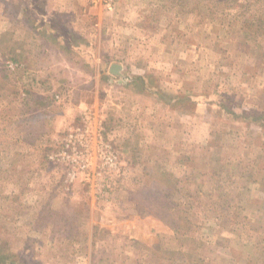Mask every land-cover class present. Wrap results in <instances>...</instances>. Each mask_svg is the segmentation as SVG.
<instances>
[{
    "label": "rangeland",
    "instance_id": "obj_1",
    "mask_svg": "<svg viewBox=\"0 0 264 264\" xmlns=\"http://www.w3.org/2000/svg\"><path fill=\"white\" fill-rule=\"evenodd\" d=\"M93 1L81 9L103 17L85 12L77 26L57 11L52 22L68 24L58 36L70 43L92 39L96 58L99 40L124 43L123 10L133 21L143 1L149 20L169 23L179 41L189 23L186 37L203 47L168 67L148 62L156 49L130 45L87 62L85 45L64 49L71 63L48 61L44 75H26L13 62L18 46L31 37L53 46L55 33L45 23L38 32L18 0H0V264H264V0H112L111 10ZM113 64L119 75L108 74ZM167 72L177 76L169 111L157 92ZM88 109L119 159L97 182L101 193L66 183L47 157Z\"/></svg>",
    "mask_w": 264,
    "mask_h": 264
},
{
    "label": "crops",
    "instance_id": "obj_2",
    "mask_svg": "<svg viewBox=\"0 0 264 264\" xmlns=\"http://www.w3.org/2000/svg\"><path fill=\"white\" fill-rule=\"evenodd\" d=\"M18 1H19L18 4H20L23 8V12H22L23 17H25L26 21L27 20L32 21V26L34 25L35 27V25H37L38 27L36 28V30L38 32L41 31L42 33L43 32L42 30L44 28L45 29L47 28L48 32L52 31L55 33V39H53V46L48 45V43H46L44 40H40L39 37H35V38L31 37L30 40L24 41L23 45L18 46L19 48V49L17 48L18 49L17 50L18 63H21L24 66V69L27 71L26 75H44V72H46V69L48 67L46 65L48 61H51V63L56 64V62L58 63V61H62V59H64L67 63H71L69 61L71 58L68 56V52H66L64 49L66 50L69 48L73 49V48H78V47H82L85 45H86L85 47L87 48V53H88L85 56L87 62H89L90 60V62L92 63L96 61L101 63L102 54H99V50L106 51L107 49L115 48V47H118L119 49H128V46L130 45V46H133L134 48L141 49L140 53H144V49H148V48L156 49V51H154L153 54L152 53L146 54L148 58V62L155 59V61H157L158 64L166 63L168 67H169V64L174 63L175 60L179 59L180 57H182V59L189 58V56L191 55L189 48H192L191 47L192 45L193 47L195 46L197 49L203 47V42L199 41L197 43H192L191 39H188V37H186V32L189 29V23L183 25L184 27H183V31L181 32L182 35H181L180 41L176 40V37L172 35L171 33L172 29H170V26H168L169 23L166 24L164 27L160 25L157 26V24L154 22H157V21L160 22V21L158 19L153 21L152 18H150L152 24L149 25L150 20L149 18H147V16L150 14L152 15V13L148 12L150 9H147L146 7L147 5L143 1V3L140 5L141 12L137 13V10L135 11L134 17L136 16L137 18H135L133 21L131 17L133 11L129 9L128 7L124 8L123 10L124 17L122 20L124 21V23L120 22V24H122V27L123 26L124 27L122 28L121 26H119V30L122 28L121 32H123L122 34L124 36V37L122 36L123 38L122 41L124 40V43L119 44L116 40H112V39H110L107 43L102 40H99L98 45H97L98 52H97V58H96L95 54H93L90 51L91 49H93L95 45L92 39H90V41L80 42L79 44L77 42L70 43L65 37V35L63 37L58 36V34L61 35L63 32L64 33L70 32V29L67 27L68 24H63L61 26H58V23L54 24L52 20L56 16V12L59 11L61 13H65L66 16L72 17L74 24L76 23V25L78 26L79 24L77 20L80 19L79 17L81 16L88 17L87 15H85V12L93 16L94 14H96L94 12L98 11V13L100 14V17L101 16L103 17L104 15L100 12L99 8L98 9L94 8L95 10L93 8L87 9L86 11L85 9L82 10L81 7L84 6L85 3L87 4L88 0H18ZM44 1H48L50 3V7H48V5L44 3ZM146 1H151V0H146ZM53 2H54L55 10H53L51 6ZM148 5H150V3H148ZM21 6L19 8L20 10H21ZM117 11H120V10L118 9ZM153 14L155 17H159L163 15V11H158L156 9L154 10ZM196 14L200 16V13H196ZM127 17H129L133 23L130 24L129 23L130 20L128 21ZM178 18L180 17L178 16L177 19ZM98 19L99 17L97 18V20ZM44 23H45L44 25L45 27L43 29L40 28L39 26L43 25ZM101 24L102 26H104L105 23L104 22L102 23L101 19H99V25ZM86 25L89 26L90 25L89 22ZM104 28L105 27H103V30ZM200 28H201V25H199V27L193 28V31L195 30V32H197V30H201ZM33 29H30V31H32ZM7 30L9 32L12 29L8 28ZM14 31L15 30H13V32ZM150 31H151V37H150L151 39L149 37L144 38V35L147 36L146 32H150ZM137 34L140 38H137ZM164 34H165V37H164ZM132 35L134 38H136L133 41L130 40V38H132ZM178 42H180V44L182 45V46L181 45L179 46L180 48H182V50H180L179 54L175 56L173 49L176 48V45H178ZM63 51L66 52L67 56H63ZM119 53L121 54V52ZM149 56L151 57L150 60H149ZM111 66L112 65H109L107 69L108 70L107 72L109 75H110ZM58 70L60 72L61 68H59ZM49 75H55V74L51 73L50 71ZM176 77H177L176 75H173L172 73H168V72L166 73V75H157L158 80L162 81L157 92L165 96V100H160V102H161V105H164V104L167 105L166 110L168 111L169 109L170 110L172 109V105H173L172 103L174 102V99L172 101H169L167 98L168 92L173 87L170 84V81H172ZM247 77H251V75H247ZM238 79H239L238 75H233L231 77V81H232L231 85L234 86V84L236 83ZM37 85L39 84L37 83ZM56 96L58 97V95ZM154 96L157 97L158 95L154 94ZM152 106L157 107L158 104L153 103ZM65 107L66 106L63 105V108ZM132 107H133V111L134 110H137L138 112L142 111V108L140 107L138 102L133 103ZM178 117L182 119L183 121H187L188 118H189V121L191 120L190 116H187L186 118V116H184L183 114L178 115ZM78 118H79V115L76 114V117L73 120V122H77ZM53 127H55V125H53ZM202 140L205 141V139H202Z\"/></svg>",
    "mask_w": 264,
    "mask_h": 264
},
{
    "label": "built area",
    "instance_id": "obj_3",
    "mask_svg": "<svg viewBox=\"0 0 264 264\" xmlns=\"http://www.w3.org/2000/svg\"><path fill=\"white\" fill-rule=\"evenodd\" d=\"M111 1L103 0L107 10H111ZM47 157L65 170L66 183L80 180L98 193L101 190L97 182H103L106 173L114 172L119 164L100 118L90 109L81 112L77 122L66 126L57 147Z\"/></svg>",
    "mask_w": 264,
    "mask_h": 264
},
{
    "label": "water",
    "instance_id": "obj_4",
    "mask_svg": "<svg viewBox=\"0 0 264 264\" xmlns=\"http://www.w3.org/2000/svg\"><path fill=\"white\" fill-rule=\"evenodd\" d=\"M121 71V66L117 64H113L110 68V74L119 75Z\"/></svg>",
    "mask_w": 264,
    "mask_h": 264
},
{
    "label": "trees",
    "instance_id": "obj_5",
    "mask_svg": "<svg viewBox=\"0 0 264 264\" xmlns=\"http://www.w3.org/2000/svg\"><path fill=\"white\" fill-rule=\"evenodd\" d=\"M15 49H14V46L13 47H8V53H14ZM13 58V57H12ZM13 62L16 63V64H19L17 60H15L13 58ZM56 146L53 147L52 151L55 149ZM3 261V256H0V262Z\"/></svg>",
    "mask_w": 264,
    "mask_h": 264
}]
</instances>
